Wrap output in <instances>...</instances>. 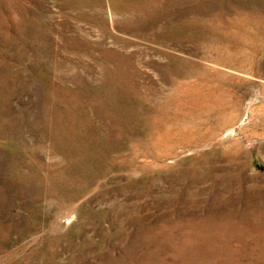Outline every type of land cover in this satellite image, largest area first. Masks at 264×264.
Here are the masks:
<instances>
[{
	"label": "rangeland",
	"instance_id": "374dc122",
	"mask_svg": "<svg viewBox=\"0 0 264 264\" xmlns=\"http://www.w3.org/2000/svg\"><path fill=\"white\" fill-rule=\"evenodd\" d=\"M0 264H264V0H0Z\"/></svg>",
	"mask_w": 264,
	"mask_h": 264
}]
</instances>
